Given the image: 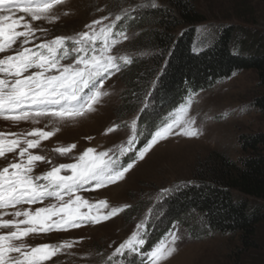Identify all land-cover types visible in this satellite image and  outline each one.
Returning a JSON list of instances; mask_svg holds the SVG:
<instances>
[{
  "label": "rangeland",
  "instance_id": "1",
  "mask_svg": "<svg viewBox=\"0 0 264 264\" xmlns=\"http://www.w3.org/2000/svg\"><path fill=\"white\" fill-rule=\"evenodd\" d=\"M167 0H61L59 4L40 19L33 20L26 13L17 31H26L22 25L27 22L34 30L24 48L38 50L40 43L49 42L57 37L65 38L64 47L68 49V58L62 63L73 62L79 55L73 48L79 45L74 39L84 32H99L101 28L111 27L113 36L109 55L114 63L111 75L103 79L100 87L101 95L91 109L81 115L57 117H39L13 121L0 116V134L5 140L4 154L0 155V170L11 163L19 162V148L13 152L7 150V141L11 139H35L27 133L33 130L51 132L52 135L41 139L36 148L29 149L33 155H41L45 160L35 163L32 175H43L53 166L73 163L87 148L96 152L106 151L117 160V167H125V160L132 154L134 166L125 173L123 179L101 189L78 193L91 204L104 200L106 208L93 215H99V221L89 220L79 227L52 230L50 232H33L12 243L22 247V252H30L32 248L49 245L58 248L49 259L40 264H148L147 252L160 241L170 252L159 264H234L232 251L237 247L235 238L211 235H196L189 226L174 221L164 229L167 219L165 200L173 189L191 184L195 174L206 169L215 154H223L236 161L241 156L239 141L250 133L264 131V114H260L252 106L261 89L253 71L233 73L205 91L189 93L176 108H172L159 121L153 130L141 127L139 116L146 107V101L133 109L127 104L129 91L125 86L122 71L125 65L134 58L147 59L148 51H132L128 43L132 42L138 32L118 29V21L147 7L164 6ZM38 2V0H37ZM193 6L204 20L198 26L203 36L207 27L225 23L240 24L264 31V4L254 0H191ZM99 23H94V22ZM94 25V27H88ZM210 29V27H209ZM142 31V29H139ZM73 39H67V38ZM24 37H17L11 48L0 52V59L15 55L22 50ZM102 40L96 47H102ZM63 53L60 49L57 55ZM5 78V77H0ZM134 98L136 97L133 96ZM165 105H157L156 101L148 104L142 113L153 120ZM182 114V123L186 128L197 130L194 137L177 134L180 130L160 139L139 158L141 151L151 141L157 131L170 123L178 114ZM111 129V131H109ZM149 134V135H148ZM148 135V136H147ZM144 140L141 147L139 142ZM131 141V145L129 144ZM73 145L75 147H73ZM26 147V145H22ZM68 148L66 155L57 149ZM125 150L123 154L121 151ZM26 159V157H25ZM131 161V162H132ZM127 166V165H126ZM11 171V169H10ZM68 174V173H62ZM43 182V181H41ZM67 199V198H66ZM54 198H48L44 204L20 205L17 208H30L58 205ZM116 210L113 215L108 213ZM133 210V214H127ZM15 209H0V222L18 221L24 217H13ZM84 211H87L86 209ZM8 213V214H5ZM107 216L105 219L104 217ZM143 222V227L137 225ZM203 219L197 218L199 227H204ZM21 230L28 227L20 225ZM162 229V230H163ZM11 227L0 228V235H8L14 231ZM139 231L146 240L145 245L136 251H127L113 256L115 248L129 239L133 232ZM173 237H176L173 239ZM63 245V247H61ZM11 257L21 258V253H10Z\"/></svg>",
  "mask_w": 264,
  "mask_h": 264
},
{
  "label": "snow or ice",
  "instance_id": "2",
  "mask_svg": "<svg viewBox=\"0 0 264 264\" xmlns=\"http://www.w3.org/2000/svg\"><path fill=\"white\" fill-rule=\"evenodd\" d=\"M60 2L61 0H0V52L11 48L17 37H24L22 50L0 59V77H5L0 78V116L6 119L35 121L39 117L63 118L81 115L91 109L102 94L98 84H102L103 79L111 75L113 68L118 70L114 63L115 58L109 55L110 45L115 43L111 39L114 34L110 26L101 28L99 32H84L74 39V43L79 46L73 48V51L79 55L73 62L66 64L62 63L68 58V49L64 47L63 37L38 44V50L23 47V44L29 42L34 30L25 22L22 27L26 31H17L24 21V16L18 17L17 13H26L33 20L40 19L42 13L48 12L54 4ZM98 40H102V47H96ZM60 49H63V53L57 55ZM182 114H178L155 133L147 146L139 151L140 159L144 158L158 140L172 134L174 129H179L177 134L184 136L197 135V130L184 126ZM27 135L36 138L7 141L9 152L20 149V159L19 162L11 163L9 167L0 170V209H15L11 213L13 217H24L18 221L0 222V228L16 229L8 235H0V264H40L41 261L49 259L58 248L53 247L50 251V246L45 244L32 248L30 252H22L23 246L17 247L12 241L33 232L75 228L89 220L99 221L101 217L93 215V209L98 213L100 209L106 208L105 201L91 204L78 193L116 183L124 178L125 173L135 163L132 161L127 166L118 168L117 160L113 159L109 152H96L89 147L75 162L53 166L43 175L34 176L31 173L35 163L45 160V157L33 155L29 149L36 148L41 139L51 136L52 133L33 130ZM131 143L129 141L130 145ZM4 144L5 140L0 134V155L4 154ZM56 151L66 155L70 149L60 148ZM124 151L122 149L121 154ZM48 198H54L59 204L37 207L34 211L30 208H17L25 204H44ZM85 209L87 211H84ZM115 211L108 213V216L113 215ZM20 225L28 227L21 230ZM142 227L143 222L137 225V229ZM145 243L146 240L139 231L133 232L129 239L115 248L112 255L122 254L125 250L136 251ZM13 252L21 253L22 259L11 257L9 254ZM169 252L170 249L165 248L164 241H160L147 252L148 264H159Z\"/></svg>",
  "mask_w": 264,
  "mask_h": 264
},
{
  "label": "trees",
  "instance_id": "3",
  "mask_svg": "<svg viewBox=\"0 0 264 264\" xmlns=\"http://www.w3.org/2000/svg\"><path fill=\"white\" fill-rule=\"evenodd\" d=\"M203 21L191 0H167L164 6L142 8L116 23L118 29L138 32L128 43L132 51L151 53L147 59L134 58L122 71L127 104L134 111L153 99L165 105L154 120L142 113L144 107L138 118L141 127L153 130L189 93L205 91L243 71L256 75L261 92L252 106L264 114V31L244 21L229 22L207 27L202 36L198 26ZM239 146L238 160L215 154L191 184L173 189L164 203L165 227L157 235L179 221L196 235L235 238L234 264H264V131L244 135ZM132 157L129 154L126 162ZM198 217L204 227L197 224Z\"/></svg>",
  "mask_w": 264,
  "mask_h": 264
}]
</instances>
